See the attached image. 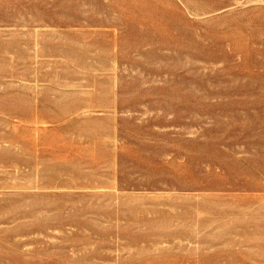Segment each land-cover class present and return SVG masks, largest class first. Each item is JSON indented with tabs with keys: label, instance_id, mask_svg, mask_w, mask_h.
Wrapping results in <instances>:
<instances>
[{
	"label": "rangeland",
	"instance_id": "obj_1",
	"mask_svg": "<svg viewBox=\"0 0 264 264\" xmlns=\"http://www.w3.org/2000/svg\"><path fill=\"white\" fill-rule=\"evenodd\" d=\"M0 264H264V0H0Z\"/></svg>",
	"mask_w": 264,
	"mask_h": 264
}]
</instances>
